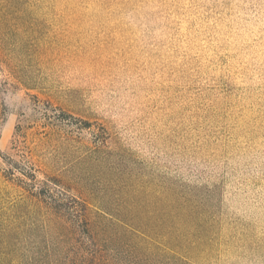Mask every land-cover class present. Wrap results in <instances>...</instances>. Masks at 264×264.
<instances>
[{"label": "rangeland", "instance_id": "obj_1", "mask_svg": "<svg viewBox=\"0 0 264 264\" xmlns=\"http://www.w3.org/2000/svg\"><path fill=\"white\" fill-rule=\"evenodd\" d=\"M72 6L0 0V260L67 264L89 244L74 197L106 264H264V48L250 44L264 13L248 41L228 43L255 58L192 113L172 97L153 25L79 20ZM18 122L58 215L8 173Z\"/></svg>", "mask_w": 264, "mask_h": 264}, {"label": "trees", "instance_id": "obj_2", "mask_svg": "<svg viewBox=\"0 0 264 264\" xmlns=\"http://www.w3.org/2000/svg\"><path fill=\"white\" fill-rule=\"evenodd\" d=\"M72 2V15L75 19L106 24L138 23L149 27L153 25L154 30L151 29L154 45L159 43L157 37H162L166 45L169 81L176 86L172 97L180 99L183 107H187L192 113H196L203 106L208 107L204 98L221 87L219 84L222 80L231 84V78L238 75V70L234 67H244L255 58L240 57L244 54L236 55L228 43L234 36L243 44L248 41L253 28L262 26L250 20L254 18L259 21L261 12L264 13V0H240L239 3L233 0H226L224 3L216 0H72ZM201 30H205L207 35L202 34ZM250 44L262 50L264 37ZM249 53L252 56L254 52ZM238 58L239 61L235 65ZM209 108L216 110L217 105H211ZM201 123L199 119L190 121L188 125L192 127ZM26 138L25 125L18 122L10 142L12 153L5 161L8 173L12 176L18 170L26 181L30 180L28 190H33L32 195L46 203L52 212L58 215V210L51 203L52 199H57L55 196L58 192L44 180L37 179L35 169L26 160L23 152ZM14 157L18 158L17 161L13 159ZM17 162L22 163L24 168L17 169ZM70 201L67 203V210L77 220L81 234L88 239L87 246H94L95 236L92 233L93 227L90 226L89 208L83 202L77 204L74 197L70 198ZM71 234L74 237L73 231ZM87 246H80L72 251L71 255L68 252L64 256L66 263L106 264L105 261H100L96 252H93L94 247L89 250ZM2 255L4 258L5 253ZM0 264H5V260L1 258ZM8 264L19 263L9 261Z\"/></svg>", "mask_w": 264, "mask_h": 264}]
</instances>
